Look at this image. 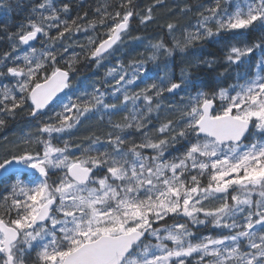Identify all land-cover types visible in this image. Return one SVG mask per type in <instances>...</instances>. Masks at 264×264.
<instances>
[{
	"label": "snow or ice",
	"instance_id": "snow-or-ice-1",
	"mask_svg": "<svg viewBox=\"0 0 264 264\" xmlns=\"http://www.w3.org/2000/svg\"><path fill=\"white\" fill-rule=\"evenodd\" d=\"M154 6L141 14L119 0L89 19L68 2L40 0L7 32L0 126L26 110L36 134L0 155V264H264V0H212L195 26L168 23L172 46L150 44L155 67L104 65L130 20L147 24ZM18 7L0 5L5 31ZM98 26L66 59L64 41ZM206 43L222 46V61L197 54ZM177 50L191 51L189 67L176 77L165 63L161 75L156 62ZM81 58L106 68L103 90L71 88ZM202 69L215 75H192ZM90 119L105 122L104 139L70 144Z\"/></svg>",
	"mask_w": 264,
	"mask_h": 264
},
{
	"label": "trees",
	"instance_id": "trees-1",
	"mask_svg": "<svg viewBox=\"0 0 264 264\" xmlns=\"http://www.w3.org/2000/svg\"><path fill=\"white\" fill-rule=\"evenodd\" d=\"M181 1L182 0L179 1L180 4L179 3L173 4L172 2H170V0H165L166 6H164V7H167V6L173 7V9L176 10L175 14L179 13V15L183 16V19L185 20V21H183V23L186 24L185 26L188 28H191L194 26L195 21L192 22L191 20H193V19L196 20V18L198 17V11H197L198 7H200L201 5H209L212 3V0H183V2H181ZM6 2H8V0H1L0 5H3ZM10 2L13 5H19V7L15 8V10H11V9L9 10L7 21H6V23L8 25L7 31H5L3 28V22H0V54H2L5 51L10 50L11 41H9V39L7 38V32H14L16 30V26L18 24H26L27 23V17H29L31 15V8L34 7L37 3H39L40 0H10ZM56 2L58 4L68 2L72 5L73 15H76L77 13H79L80 15H83L84 12H87L88 18L91 19L95 16L96 8L100 7L101 9H103V6H105L106 4L116 5L119 2V0H56ZM142 2H143V0H134V3L138 6L136 8L137 12L140 11ZM155 3H156V0H149L146 4L147 6L144 9L153 6V4H155ZM185 8L191 9V11H189V13L187 15H185L181 11V9H185ZM112 10H113L112 8H109V11H112ZM0 20H2V13H0ZM188 20H190L191 22H189ZM133 21H134L133 27L135 28V32L137 35L149 37V36H156L157 34H163V36H164V37H162L163 41L169 47L172 46V43L166 34L165 26H159V25L144 26L140 23V20L138 18H136L135 16H134ZM186 21H188V22L186 23ZM96 32L98 34L100 32H102L101 28L99 26H98ZM256 35H257L256 33H253L251 36L248 37V39L251 40V39L255 38ZM64 43L69 46L68 52L64 53L66 59L70 58L71 53L73 51H75L77 53L81 52V49L77 47L75 40H73L72 38L65 40ZM36 46L40 47V45L38 43L36 44ZM221 47L222 46H220V45L206 43V44H203L202 46H200L198 48L197 54L200 56H203L206 59L216 58V59L222 61L223 52L221 51ZM174 53L175 54L172 56L173 57V66L175 68L176 77H179L180 76L179 71L182 69L181 66L183 65L184 68H188L190 61L188 62V64H187V61L185 62V59L182 62L181 59L179 58L178 52L175 51ZM188 53H189V55L186 56V58L188 60L193 59V56L191 55L190 50L188 51ZM118 57L123 59V54H121V55L116 54L115 58H112V60L114 62H116ZM58 59H59V57H58ZM146 60H148V59L146 58ZM82 61H87V59L81 58L75 64V72L72 73V82H75V80H76V73L80 72V74L89 75L96 68V66H94L95 65L94 63H92L91 65L85 66V63H83ZM148 64H149V67L152 65L151 63H148ZM125 65H127V64L125 63ZM59 66L63 67L64 65L60 64ZM217 68L219 70H222V69H220L219 65H217ZM192 75L193 76L199 75L203 78L210 80L212 78V76H214L215 74L214 73L209 74L207 69H202L200 71L193 70ZM229 82H231V81H229ZM177 100H178V98H177ZM27 113L28 112L26 110H25V113L19 112V110H17V114L15 116L17 121L14 125H13V122L11 121V118H8V119H6V123L3 126H0V155L6 153L8 151L9 146L4 145L5 144L4 141L6 140L4 138L7 137L8 133L13 132L15 135L16 141L17 140L22 141L23 138L25 137V134H31V135L36 134V129L32 130L29 128L30 125H32L36 121L31 120V119L29 120V118L27 117ZM170 117L175 118L174 114H169L168 118H170ZM164 118L165 117L163 115H161V120H163ZM42 119H46V118L44 117ZM117 119H119V118H117ZM95 129H96V135H94L93 132H90L89 129H86V131L75 129L72 138L69 140V143L70 144L86 145L89 142V138L94 137V136H98L101 138V140H103L105 133L109 130L106 125L105 126H99L98 125V126H96ZM11 145H10V147H11ZM10 150H11V148H10ZM170 150H171V153H173V155H178L179 152L182 151L183 149H182L181 144H177L173 148H171ZM7 194L8 193L4 190V188L0 187V196H4ZM168 222L173 223L174 221L169 219ZM209 231H211V229H201V234H206Z\"/></svg>",
	"mask_w": 264,
	"mask_h": 264
},
{
	"label": "rangeland",
	"instance_id": "rangeland-1",
	"mask_svg": "<svg viewBox=\"0 0 264 264\" xmlns=\"http://www.w3.org/2000/svg\"><path fill=\"white\" fill-rule=\"evenodd\" d=\"M148 1L149 0H143V2L141 3V10H142V13L140 12L141 14H143V12L145 10L144 8L147 6L146 4H147ZM179 1L180 0H170V2H172L173 4H176V3L180 4ZM181 2H183V0ZM164 6H166L164 1H162V3L160 5H156V3H155L154 7H157V10L153 11V20L148 22L147 24H142V25H144V26H155V25L165 26L166 34H167L169 40L172 41V35H170L168 33L166 25L168 23H174V24H177L179 26V28L182 30L184 28L183 25H182V22L185 21V20L183 19L182 15H179V13L175 14L176 10L173 9V7H171V6L164 7ZM182 13L187 15L189 13V11H185V12H182ZM198 19H199V17H197L196 20L193 19L191 21L192 22H194V21L196 22ZM188 21L191 22L190 20H188ZM195 22H194V26H195ZM101 31L103 32L104 29L101 28ZM180 34H181L180 31L175 33L176 36H180ZM77 36H78V34H76L74 37H72V39L75 40L77 38ZM162 37H164L163 34H157L156 36H149V37H146V36L139 37V36L135 35L134 28L130 27L129 30H128V35L124 38V42L120 46L119 50L115 53V56H116V54H120V55L121 54H125L126 55V53H125L126 50L124 49L125 46H131L130 47V49H131V58H129L130 62L136 61V60H139V59L140 60H145V62H148V60H146V58H148V57H150L152 55V50L150 48V44L156 43L159 40H163ZM76 41H78V40H76ZM130 49H129V51H130ZM177 52H178L179 58L181 59L182 62L185 59V62L187 61V64H188L189 61L193 60V59L188 60L186 58V56L189 55L188 52L181 53L178 50H177ZM174 54L175 53H173V55ZM115 56L113 58H115ZM172 56L169 57V58H165V57L162 56L160 58V60H158L156 62V63H158L160 65L161 75L164 74V65H165V63H167V70H168L169 74H174L175 75V69L173 68V57ZM111 58L112 57H109L108 60L104 61V65H107L108 67H111L112 64H114L111 61ZM109 61H110V63H109ZM151 64L154 65V63H152V62H151ZM181 68L185 69L183 65L181 66ZM181 70L179 71V74H181ZM105 74H106V68L104 66H101V67H97L96 66L95 70L92 72V77L86 78V79L82 78V81H86L88 84L96 83L103 90V83L102 82H103V80L105 78ZM76 87H78L77 80L71 85V88H76ZM166 103H167V101H166ZM56 110H59L58 106H57ZM19 112H21V111H19ZM23 112L25 113V111H23ZM153 115H155V113H153ZM11 121L13 122V125H14L16 123L17 119L16 118H11ZM91 121H92V119L86 120L83 123H85V126H86L89 123H91ZM153 123H157V121L154 120ZM34 125L35 124L30 125L29 128L32 129V130H35ZM149 127H151V125H149ZM4 139H6L4 141V143H5L4 145L9 146L8 150H10V148H11V150H15V148H16L17 144L19 143V141L18 140L16 141L14 133L13 132L8 133L7 137H5ZM133 139H135L136 142L138 143L139 142L138 134H133ZM10 145H11V147H10Z\"/></svg>",
	"mask_w": 264,
	"mask_h": 264
},
{
	"label": "bare ground",
	"instance_id": "bare-ground-1",
	"mask_svg": "<svg viewBox=\"0 0 264 264\" xmlns=\"http://www.w3.org/2000/svg\"><path fill=\"white\" fill-rule=\"evenodd\" d=\"M161 9V8H160ZM174 18V17H173ZM94 34H97V33H94Z\"/></svg>",
	"mask_w": 264,
	"mask_h": 264
},
{
	"label": "water",
	"instance_id": "water-1",
	"mask_svg": "<svg viewBox=\"0 0 264 264\" xmlns=\"http://www.w3.org/2000/svg\"><path fill=\"white\" fill-rule=\"evenodd\" d=\"M61 94H62V93H61ZM61 94H60V95H61Z\"/></svg>",
	"mask_w": 264,
	"mask_h": 264
}]
</instances>
